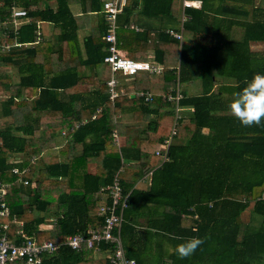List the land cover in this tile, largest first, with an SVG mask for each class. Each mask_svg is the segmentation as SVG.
Listing matches in <instances>:
<instances>
[{"label": "trees", "instance_id": "1", "mask_svg": "<svg viewBox=\"0 0 264 264\" xmlns=\"http://www.w3.org/2000/svg\"><path fill=\"white\" fill-rule=\"evenodd\" d=\"M17 7L26 15L15 27ZM184 11L180 41L168 31L180 30L179 0H127L117 20L118 46L136 60H148L152 50L163 70L116 73L118 94L111 98L101 0H0V42L21 43L0 51V113L12 118L0 126V180L9 208L1 221L8 238L19 241L21 228L38 242H62L101 225L102 194V201L109 198L100 189L117 176L128 194L121 237L204 238L183 264H264V121L245 127L227 112L245 79L264 74V53L249 48L251 41L264 42V0H201ZM143 16L165 26L136 30L131 23ZM42 23L55 38L45 37ZM232 26L242 28L240 39L232 38ZM82 28L89 33L80 39ZM192 80L201 86L193 95L182 88ZM176 85L182 109L164 158L157 151L175 115L166 96ZM127 113L130 123L121 120ZM18 153L23 159L10 162ZM143 177L149 185L137 186ZM50 218L51 226L41 227ZM93 250L62 245L40 264H64L67 256Z\"/></svg>", "mask_w": 264, "mask_h": 264}, {"label": "built area", "instance_id": "2", "mask_svg": "<svg viewBox=\"0 0 264 264\" xmlns=\"http://www.w3.org/2000/svg\"><path fill=\"white\" fill-rule=\"evenodd\" d=\"M102 11L105 16L108 31L105 34V40L108 43V55L105 60L109 62L111 68V77L107 81L110 97H115L118 92L115 89L118 80L115 76L116 73L123 75H131L139 70H147L150 73H160L163 70V65L153 59L149 60H136L127 56L118 46L116 36L117 20L119 14L127 0H101ZM200 0H183L182 5L185 7H199ZM26 11L23 8H13L11 14V21L16 27L19 24V18L25 16ZM187 16L183 13L180 18L179 29L168 28V31L177 39L182 41L183 21ZM135 29L137 26L131 24ZM21 43L14 41L13 43L2 41L0 42V51H8L13 46H20ZM143 95V92L139 93ZM146 97L149 98L150 94L147 93ZM167 99L175 102V115L174 122L171 128L170 135L164 139L161 144L162 151L158 150L164 158L168 156V149L171 139L176 135L177 122L180 118V111L182 107L179 100L182 97V92L178 85H176L175 93H167ZM114 137L117 141V135L114 132ZM34 158H32L33 161ZM14 173H19L18 167H13ZM24 183L28 181L23 179ZM101 191H106L105 194L108 202L102 201L99 207V214L104 216V222L99 226H90L84 232H78L69 235L65 241L54 242L52 240H44L38 242L32 235H26L21 228L17 233L21 237L19 241L10 239L5 233L7 224L0 221V228L3 230L0 234V264H9L16 259H23L24 264H40L44 254L52 253L60 246L65 245L72 250L79 251L83 246L100 250L102 244L108 245L109 253L107 255L110 264H137L136 260L126 254L123 246L120 228L124 221L123 212L128 207L127 195L123 194L122 187L119 184L118 177L115 176L112 183L101 187ZM7 191V184L0 180V220L2 216L9 214V208L4 198Z\"/></svg>", "mask_w": 264, "mask_h": 264}, {"label": "crops", "instance_id": "3", "mask_svg": "<svg viewBox=\"0 0 264 264\" xmlns=\"http://www.w3.org/2000/svg\"><path fill=\"white\" fill-rule=\"evenodd\" d=\"M201 1V0H200ZM183 0H179V13L180 18L182 17V14H185L183 5ZM201 5V4H200ZM200 7V6H199ZM187 8V7H185ZM198 8V7H195ZM73 11H79L80 6L79 5H73L72 6ZM93 17L91 19V25H94L96 23V16L92 14ZM186 15V14H185ZM250 17V14L248 18ZM21 21V20H19ZM131 24L137 26L139 29H143L144 27L152 28V29H158L165 26V22L157 19H150L146 17H139V21L132 22ZM51 25L49 23H42V30L44 31V35L46 38H55V35L51 33L50 28ZM174 26H170L169 28H173ZM179 28V24H178ZM137 30V29H136ZM154 31H152L153 33ZM231 34L232 38L234 39H240L242 36V28L239 26H232L231 28ZM89 33V28H82L79 30L78 35L79 38L82 39L86 34ZM259 43V44H258ZM249 48L252 51H256L258 54L262 55L264 53V42L263 41H251L249 42ZM124 53L126 52L125 49L120 48ZM153 59V51L149 50L148 52V60ZM158 62V61H157ZM160 63V62H159ZM187 93L193 95L197 94L201 90V86L197 80H192L191 82H188L186 85ZM134 94V93H132ZM192 109V108H191ZM132 114L127 113L123 114L121 116L122 122L130 123L132 122ZM64 134V133H63ZM63 134H58L57 139L59 144H63L65 141V137L63 138ZM22 154H11L9 157L10 162H16L22 160ZM15 167V166H13ZM17 167V166H16ZM93 170V163L88 164L87 171L91 172ZM149 180L148 177H143L141 180L137 183V186H148ZM102 200H105V197L102 194L101 202ZM2 218V217H1ZM48 218V217H47ZM242 218L244 221L248 219V213L243 212ZM2 220V219H1ZM0 220V221H1ZM143 220V219H142ZM48 222L41 224V227L48 228L51 226V218L47 219ZM18 225H21V222H18ZM2 230L0 228V234ZM33 236V235H32ZM34 237V236H33ZM123 246L125 248V251L127 253L133 255V257L136 259L137 264H183L184 261L177 259L175 253L171 251L176 245L179 243H182L184 240L179 237L180 239H177V237H121ZM212 252V250H210ZM109 253L108 247L102 246L100 250H93L92 253H87L85 257L77 258L75 259L74 256L71 257H65L63 262L64 264H110L107 258V255ZM209 253V251H208ZM196 254V253H194ZM192 255V257L196 255ZM210 256V254H207V257ZM190 264H193L192 260L190 261ZM209 264V263H207Z\"/></svg>", "mask_w": 264, "mask_h": 264}, {"label": "clouds", "instance_id": "4", "mask_svg": "<svg viewBox=\"0 0 264 264\" xmlns=\"http://www.w3.org/2000/svg\"><path fill=\"white\" fill-rule=\"evenodd\" d=\"M232 101L227 105V112L233 116L241 126H262L264 121V74L256 73L251 79H245L244 87L235 91ZM153 231H156L153 229ZM177 239H180L177 237ZM205 239L190 237L176 245L173 251L177 259L184 260L191 257L204 244Z\"/></svg>", "mask_w": 264, "mask_h": 264}, {"label": "rangeland", "instance_id": "5", "mask_svg": "<svg viewBox=\"0 0 264 264\" xmlns=\"http://www.w3.org/2000/svg\"><path fill=\"white\" fill-rule=\"evenodd\" d=\"M12 76H13V79L14 80H17L18 76L15 73H13ZM186 85H187V83L184 84L182 88L187 89ZM11 121H12V118L11 117H7V118L6 117H3L1 115V113H0V126H4L6 123L11 122Z\"/></svg>", "mask_w": 264, "mask_h": 264}, {"label": "water", "instance_id": "6", "mask_svg": "<svg viewBox=\"0 0 264 264\" xmlns=\"http://www.w3.org/2000/svg\"><path fill=\"white\" fill-rule=\"evenodd\" d=\"M131 96H134V94H131Z\"/></svg>", "mask_w": 264, "mask_h": 264}]
</instances>
